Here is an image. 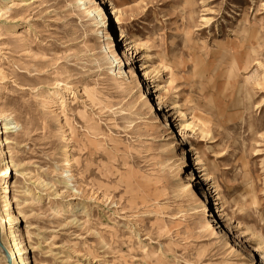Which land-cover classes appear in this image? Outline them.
Listing matches in <instances>:
<instances>
[{
    "label": "rangeland",
    "instance_id": "1",
    "mask_svg": "<svg viewBox=\"0 0 264 264\" xmlns=\"http://www.w3.org/2000/svg\"><path fill=\"white\" fill-rule=\"evenodd\" d=\"M1 151L11 264H264V0H0Z\"/></svg>",
    "mask_w": 264,
    "mask_h": 264
},
{
    "label": "bare ground",
    "instance_id": "2",
    "mask_svg": "<svg viewBox=\"0 0 264 264\" xmlns=\"http://www.w3.org/2000/svg\"><path fill=\"white\" fill-rule=\"evenodd\" d=\"M99 9V8H98ZM97 16H98V19H99V21H100V23H102V21H103V14L102 13H100V9L98 10V12H97ZM148 73V72H147ZM146 74V73H145ZM200 123H203V122H200ZM202 125V124H201ZM205 125V124H204ZM7 129H9V128H12V127H6ZM203 129V128H202ZM6 141V140H5ZM6 143V142H5ZM5 153V152H4ZM2 151H1V154H0V157L2 158V159H5V154H4ZM8 173H11V169H10V166H9V164L8 163H6L5 164V166H4V168L2 169V173H0L1 175H2V177L4 176H6ZM1 186V185H0ZM254 205V204H253ZM0 243H1V241H0ZM12 243V242H11ZM2 245V244H1ZM13 246H14V248L16 249V252H17V254L19 255L20 254V252H21V250H20V248L18 247V244L17 243H15V241L13 242V244H12ZM2 247H3V245H2ZM4 248V247H3ZM7 248V247H6ZM5 249V248H4ZM0 251H2L1 250V248H0ZM15 252V253H16ZM3 253V252H2ZM16 254V255H17ZM9 255H11V254H9ZM6 259V258H5ZM21 259V258H20ZM12 261V260H11ZM20 262H21V264H25L24 263V259H21L20 260Z\"/></svg>",
    "mask_w": 264,
    "mask_h": 264
},
{
    "label": "water",
    "instance_id": "3",
    "mask_svg": "<svg viewBox=\"0 0 264 264\" xmlns=\"http://www.w3.org/2000/svg\"><path fill=\"white\" fill-rule=\"evenodd\" d=\"M0 248H1L3 254H4L5 258H6V264H11L10 257L8 255L7 251L2 247L1 243H0Z\"/></svg>",
    "mask_w": 264,
    "mask_h": 264
}]
</instances>
